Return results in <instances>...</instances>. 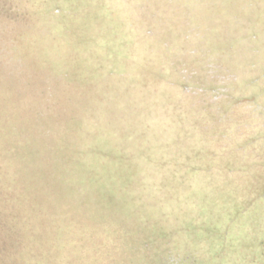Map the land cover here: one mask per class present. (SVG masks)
Instances as JSON below:
<instances>
[{
  "label": "trees",
  "instance_id": "trees-1",
  "mask_svg": "<svg viewBox=\"0 0 264 264\" xmlns=\"http://www.w3.org/2000/svg\"><path fill=\"white\" fill-rule=\"evenodd\" d=\"M255 1L239 0L238 4L241 8ZM218 3L0 0V134H8L0 135V264H208L209 247L205 242L193 246L189 234L194 226L181 220L185 207H167L174 198L178 200L177 190L169 184L178 175L165 179L159 171L141 168L144 161L154 165L160 161L139 147L130 150L129 159L126 153L118 154L125 148L118 147L112 135L116 116L110 107H102L116 100L115 91L136 89L144 80L164 85L159 87L162 95L151 90L145 99L180 107L166 115L170 120L174 115L181 117L179 124L166 123V134L205 135L202 143H209L217 154L239 152L244 168L250 169L239 177L250 184L239 188L246 194L251 191L253 200L264 195V104L260 100L264 91L248 92L252 99L243 103L245 93L237 75L222 95H216L219 99L210 100L201 80L215 52L226 67L224 47L215 46L216 41L222 42L221 30L216 29L219 24L217 20L205 23ZM213 13V20L227 14L230 19L235 16V21L242 15L241 11ZM251 37L239 36L236 41ZM174 43L180 54L173 52ZM235 44L231 41L229 46ZM192 85L194 93L187 91ZM183 94H191L193 101L181 104ZM241 106L246 110L239 115ZM29 135L48 143L52 161L45 169L39 166L32 172L38 152L30 153L28 146L35 148L36 138ZM196 142L187 143L188 147ZM18 148L21 154L13 159L10 153ZM116 159L123 161L120 169ZM11 164L25 168L18 179L13 175L17 167L9 170ZM223 173L219 172V179ZM15 183L21 191L16 196L15 190L1 187ZM31 188L37 199L33 220L19 206L31 196ZM158 188L161 194H156ZM15 198L18 217L8 210ZM144 201L152 205L150 209ZM203 218H196V227H201ZM209 230L214 233L217 228ZM183 235L181 242L177 238ZM258 236L262 246L256 255L240 254L243 246L254 244L250 236L239 243L222 242L212 255L216 264H264V233ZM229 252L239 255L222 262Z\"/></svg>",
  "mask_w": 264,
  "mask_h": 264
},
{
  "label": "rangeland",
  "instance_id": "rangeland-1",
  "mask_svg": "<svg viewBox=\"0 0 264 264\" xmlns=\"http://www.w3.org/2000/svg\"><path fill=\"white\" fill-rule=\"evenodd\" d=\"M200 1L210 2L212 0ZM218 1V5L214 8L212 7V12L208 14L211 22L206 20L205 23L206 25H209L210 23L214 24L217 20L219 24L216 29L220 28L221 30L222 42L216 41L215 46L217 47L220 44L221 47H224L222 49V54H224L223 56L225 57L226 67L221 64V60H217V53L215 52L212 56L214 60L211 59L213 62H210V64L207 65L206 78L200 74L199 70L197 73L202 76L201 80L205 81L207 90L204 92L210 100L219 99L220 97L217 98L216 95H222L221 92L227 89L226 85L231 83V80H237L236 76L238 75L239 82L242 84L241 91H243L242 93H245L243 103H247L246 100L252 99V93L250 94L248 92L257 93L258 91H264V73L261 75V79L257 80V76L261 70L264 72V0H256L252 5L243 4V7L241 6V8L238 4L239 0ZM216 10H224L230 13L232 11H241L242 15L241 18L235 21H233L235 16H232L230 19L227 14L220 17L222 18L221 20L219 18L213 20V17L216 16V13L213 12ZM216 29L214 30L215 32H217ZM243 35H252V37L249 40L237 42V37ZM231 41L236 43L234 47L229 46ZM174 45L173 52L180 54L179 46L177 43H174ZM179 57L181 58L182 56ZM254 62H256L255 66H253ZM228 64L231 66V69ZM9 67L11 66H6L7 69H9ZM16 67L19 66L16 65ZM25 67L26 65H23V71H26ZM144 71L145 70L141 68V72ZM182 79L186 80L187 78L185 77ZM252 79L255 81L253 80V83H248L249 80ZM141 85L142 84H139L136 89L132 88L124 90L122 93L120 91H115L117 97L115 98L116 100L111 104L106 103V105L102 107H110L113 111L111 114L116 116L117 120L115 122L117 128L112 135H116L114 141L117 142V146L125 148V152H118V154L123 155L126 153L125 155L129 159L132 154L130 153V150H136V148L138 149L139 147L141 150L145 151L149 157L151 156L153 160L157 159L160 162H164V165H162L163 163L157 162L155 166L153 164L154 162L149 163L144 161L140 164L141 168L146 171H159L158 175L160 178L164 177L165 179L169 177L172 178L174 173L178 175V177L169 182L173 187L172 190H177V195L179 194V197H177L178 200L174 198L167 207L172 210L177 207L181 208V205L185 207L181 214V220L184 224H188V226L191 224L194 226V228H192L193 231L189 234L191 235L189 238L192 239L190 242L193 246H198L201 242H205V247H209L210 255L207 258L208 264H216L215 257L212 255L214 254L215 248L222 242L229 243L233 241L234 243H239V240H244L248 238L247 236H250V239L254 241V244L252 247L243 246L241 248L242 251L239 250L241 251L240 254L256 255L254 252H258V249L260 250L262 246L260 243H257V239L259 238L258 235L264 233V228H261L264 224V195H260L253 200L251 191L246 194V191L243 192V190L239 188L241 185L248 186V184H250V180L239 178L250 170L244 168L245 165L238 156L239 152L229 150L225 151V153L220 152V154H217L218 150L209 147V143H202L206 142L205 135H167L165 132L166 123L172 121L174 125L179 124L181 117L174 115L170 120L166 115L168 113L179 111L180 107L178 104H170L166 102L155 104L145 99L151 90L156 91L158 95H162L163 91L159 87H163L162 89H164V85H150L147 83V80H144L143 85ZM169 88L170 87L166 89ZM190 88L191 89H187V91H194L196 86L192 85ZM173 93L175 95L177 94L176 89L173 90ZM171 97L173 98V96ZM191 100L193 101L191 94L188 96L183 94L180 99L182 102L181 104L183 105L191 103ZM260 100H262L261 103L264 104V93L261 94ZM103 102H107L106 99ZM239 109L241 110V114L239 115H242V112L246 110L244 106H241ZM6 122L9 123L8 118L5 123ZM135 125L136 128L134 130L133 127ZM2 135L7 136L8 134ZM130 136H133V138L131 139ZM29 137L30 139L36 138L35 135H29ZM36 139L35 148H33L32 145L30 146V144L28 146L30 148L29 150H32L30 153L36 155L35 150L38 152L36 159L37 165L32 172L37 171L39 166L42 169H45L46 166L51 163L50 161H52L47 149L48 143L43 142L40 138ZM185 139H187V143H191L192 140L197 142L192 144L191 147H188ZM39 141H41L42 144ZM24 143L26 144L25 141ZM133 143L137 147L133 146ZM195 144L205 145L209 149L202 150L197 148ZM150 146H153V148L148 151L147 149ZM235 152L237 153L235 154ZM30 153L28 155L32 158ZM20 154V148L12 149L10 153L11 156L13 155V159ZM220 155L221 157H218ZM38 157L40 158L39 162ZM14 161L15 160H13V162ZM115 161L116 163L114 164L118 169L123 167L122 160L116 159ZM131 163L134 165V161ZM16 167L17 165L11 164L9 166L10 172ZM173 169L177 170L173 172ZM187 169L191 170L189 171ZM24 170L25 168L21 169L18 165L17 170L15 171L18 173L16 175L13 173L11 174L18 179L22 176ZM28 171L30 173L29 169ZM221 171L224 173L222 177L220 176L222 179H219V172ZM225 172L228 177H224ZM229 172L233 175L232 177L228 174ZM234 176H238V179H233ZM187 186L188 188L186 190H182ZM1 187L4 190H15V196L21 192L19 189L20 184H3ZM213 187H215L216 190ZM157 190L156 194H161L163 192L162 189L160 190L158 188ZM221 190L225 191V195H222L220 192ZM30 194L31 196L24 197L22 204L19 203V206L24 208L26 216L30 215V220H33V215L36 213L32 209V206L37 201V199H35L36 193L34 188H31ZM238 197H240V199ZM146 201H144L145 206L148 207L147 209H150L152 205H149ZM8 204L10 207L8 210L12 211L15 217H18L19 211L16 208L18 206L17 198L13 199V202H9ZM200 215L205 218H203L202 221H204V223L199 228L200 224H197L196 227L195 222H197L196 218ZM211 227L217 228V231H212L214 233H211L209 230ZM185 237L186 236L183 235L177 239L183 242ZM230 246L235 247L228 244V248H230ZM250 248H252V250L249 251ZM238 255V253L233 254L229 252L228 255L222 259V262L227 263L231 258L238 257Z\"/></svg>",
  "mask_w": 264,
  "mask_h": 264
}]
</instances>
